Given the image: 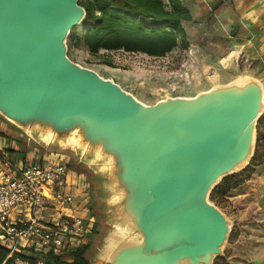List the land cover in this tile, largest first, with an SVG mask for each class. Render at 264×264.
I'll return each mask as SVG.
<instances>
[{"label":"water","instance_id":"95a60500","mask_svg":"<svg viewBox=\"0 0 264 264\" xmlns=\"http://www.w3.org/2000/svg\"><path fill=\"white\" fill-rule=\"evenodd\" d=\"M85 15L79 0H0V116L28 147L65 154L92 173L108 225L87 251L92 264H214L232 220L211 193L254 154L263 82L238 75L147 103L70 57L68 36ZM117 180L127 197L109 204L105 185ZM108 245L111 257L101 261Z\"/></svg>","mask_w":264,"mask_h":264},{"label":"rangeland","instance_id":"374dc122","mask_svg":"<svg viewBox=\"0 0 264 264\" xmlns=\"http://www.w3.org/2000/svg\"><path fill=\"white\" fill-rule=\"evenodd\" d=\"M199 15L198 17L196 16L195 20L205 18L208 23H211L215 19L214 7L212 9L209 8L208 12H202ZM195 20L187 22L189 26H187L188 28L186 27L187 46L185 47L184 42L179 41V44L172 50L161 56L150 55L143 51H128L124 48L113 50L102 48L97 54H92L82 40L76 39L77 35L83 34L80 23L71 29L68 36V54L72 59L96 69L102 75L114 78L123 87L132 91L147 103H153L167 95H193L199 90L206 89L215 83L227 82L238 75H253L261 79L264 85L263 69L253 71L252 65H243L242 63L241 66H225L221 63L209 66L211 65L209 63L208 67L204 56L196 55L192 49L190 51L192 44L197 41L199 34H201L198 33V29L194 26ZM205 28L204 26L201 30H205ZM200 37H202V34ZM263 116L264 113L258 120L257 129L258 127L260 128ZM46 156L49 157L50 155L47 154ZM9 164L11 165V163ZM263 165L264 159L261 163L255 165L251 176L243 184L214 201L232 220V230L224 246V253L215 258L217 264H250V257L256 248V239H258L256 237L261 233L252 228L258 221L254 215L243 217L239 215L241 208L254 210L256 207L254 195H252V199L241 205L233 201L230 195L235 191L241 192V190H251L254 194L256 192L254 179ZM2 168L4 167L0 163V169ZM94 200L98 211L99 200L96 197ZM89 216L93 221L96 219L95 223L98 224L94 236L90 237L92 241L90 248H93L100 244L102 229L108 225L104 220L94 216L92 212ZM25 252L37 256L36 253L31 251ZM251 260L253 261V259Z\"/></svg>","mask_w":264,"mask_h":264},{"label":"trees","instance_id":"16d2710c","mask_svg":"<svg viewBox=\"0 0 264 264\" xmlns=\"http://www.w3.org/2000/svg\"><path fill=\"white\" fill-rule=\"evenodd\" d=\"M86 8V15L81 21L83 34L77 35L92 54L100 49H120L128 51H143L150 55L161 56L172 50L179 41L187 46V29L185 22L192 21L191 8L182 0H79ZM21 149H5L7 155L0 149V159L14 164L22 159L25 163L29 147L26 141L19 140ZM264 159V135L258 127L257 141L254 154L249 165L238 172L223 177L211 193L213 201L230 193L234 188L243 184L252 174L255 165ZM69 168L75 172L78 180L86 187L87 198L84 207L99 219L96 210L95 184L90 170L70 158ZM244 175H243V174ZM96 226V227H95ZM98 224L90 233L94 236ZM92 241L72 250H48L44 255L55 264H92L87 257V251ZM38 254L33 248H28ZM66 254H70L69 257ZM17 259L35 264L36 256L22 251H12L0 242V264H14ZM214 264H217L215 261Z\"/></svg>","mask_w":264,"mask_h":264},{"label":"built area","instance_id":"2783aa9c","mask_svg":"<svg viewBox=\"0 0 264 264\" xmlns=\"http://www.w3.org/2000/svg\"><path fill=\"white\" fill-rule=\"evenodd\" d=\"M69 161L57 154L0 169V242L12 251L35 249V264H55L45 257L48 250L86 244L94 228L85 201L72 190L80 181Z\"/></svg>","mask_w":264,"mask_h":264},{"label":"crops","instance_id":"0c3cea01","mask_svg":"<svg viewBox=\"0 0 264 264\" xmlns=\"http://www.w3.org/2000/svg\"><path fill=\"white\" fill-rule=\"evenodd\" d=\"M182 1L191 8L193 20L196 19V16H200L199 14L202 12H208L209 8L212 9L214 7L215 19L211 23H208L205 18L195 20L194 26L198 29V33L202 34V37L199 34L197 41L192 44L194 49L190 48V50H194L196 55L205 57L206 63H208L206 66L209 63L211 64L209 66L219 63L225 66H241L242 63L243 65H252L253 71L264 70V0ZM187 22L185 23L186 27L188 26ZM204 26L206 27L205 30H201ZM216 59L217 61H215ZM260 130L264 135V116L261 120ZM21 138L26 141L25 133L0 116V149L6 155L5 149L7 148L20 150L19 140ZM47 154L53 157L62 153L46 150L40 146L29 147V151L26 152L25 163L22 162V159H18L11 165L21 166L47 157ZM0 163H2L3 167H7L10 162L0 159ZM254 183H256V192L254 194L251 190H241V192L235 191L232 193L230 198L241 205L252 199V195H254L256 204L254 210L241 208L239 216L254 215L256 220H258L252 228L261 234L256 237L258 238L256 239V248L250 257L253 261L250 259L249 263L264 264V165L260 168ZM72 190L78 194L82 202L86 201L87 190L81 182L74 186ZM25 251L23 250L22 252ZM14 264L30 263L17 259Z\"/></svg>","mask_w":264,"mask_h":264},{"label":"clouds","instance_id":"9594fccd","mask_svg":"<svg viewBox=\"0 0 264 264\" xmlns=\"http://www.w3.org/2000/svg\"><path fill=\"white\" fill-rule=\"evenodd\" d=\"M103 151H104L103 147L98 149V151L96 153V157L98 159L101 158ZM115 170H116V160L113 156L108 155L107 160H106V164H105V171L108 173L109 176H111L115 172ZM105 189H106V191L111 193V195L108 199L109 204H119L121 201H124L125 198L127 197V192L121 186V184L118 180L115 183L106 184ZM105 252L107 253V255L101 254L99 256V259L101 261H104L106 259H110V257H111V245H108L105 248Z\"/></svg>","mask_w":264,"mask_h":264},{"label":"flooded vegetation","instance_id":"af4514ba","mask_svg":"<svg viewBox=\"0 0 264 264\" xmlns=\"http://www.w3.org/2000/svg\"><path fill=\"white\" fill-rule=\"evenodd\" d=\"M91 213V212H90ZM95 221H96V219H94V224H95Z\"/></svg>","mask_w":264,"mask_h":264}]
</instances>
